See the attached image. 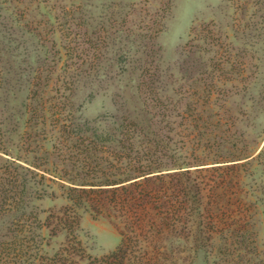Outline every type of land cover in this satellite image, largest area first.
<instances>
[{
	"label": "trees",
	"instance_id": "obj_1",
	"mask_svg": "<svg viewBox=\"0 0 264 264\" xmlns=\"http://www.w3.org/2000/svg\"><path fill=\"white\" fill-rule=\"evenodd\" d=\"M79 1L74 24L72 12L60 18L48 0H0V18L30 15L36 3L47 19L59 20L65 41L56 51L63 64L33 70L22 113L5 115L0 107V264H83L84 214L119 222L120 244L101 264H170L167 241L218 250L227 263L249 256L246 264H264L255 232L257 210L264 211V127L248 138L242 119L226 108L222 84L201 77L205 64L194 55L206 49L192 39L184 69L197 70L201 81L164 80L157 39L165 15L130 18L142 0ZM113 1L119 12L111 11ZM125 3L130 10L122 13ZM0 25V39L13 41V25ZM77 57L79 82L117 90L112 109L95 118L73 103ZM3 83L0 65V92ZM19 152L41 161L31 164ZM52 182L60 195L50 191ZM48 198L62 204L41 206ZM62 236L55 247L52 240Z\"/></svg>",
	"mask_w": 264,
	"mask_h": 264
},
{
	"label": "rangeland",
	"instance_id": "obj_2",
	"mask_svg": "<svg viewBox=\"0 0 264 264\" xmlns=\"http://www.w3.org/2000/svg\"><path fill=\"white\" fill-rule=\"evenodd\" d=\"M142 1L144 2L136 7V11H132L130 18L136 19L140 13L144 17L148 15L153 19L156 13L165 15L163 28L157 39L161 47L160 62L164 80L169 84L173 83L174 86H180L192 80L200 82L201 75L197 70L187 74L184 68L191 61L186 51L190 40H193V44L202 45L201 47L206 49L205 53L200 57L198 54L194 55L200 63L205 64L204 67L199 68L206 71L201 77L209 79L213 76L215 81L222 84V91L229 98L226 108L242 119L240 128L248 138H255L258 129L264 127V0ZM116 2L113 1L111 5L113 12H119ZM48 3L60 18L63 13L70 11L72 14H68V19L70 18L74 24L79 23L81 3L79 0H48ZM126 5L122 13L130 10L128 4ZM31 13L23 17L4 12L2 15L5 18H0V22L6 26L13 25L14 29L13 41L9 38L0 39V65L4 74L0 107L5 115L12 114L18 117V114L22 113V106L30 95L31 74L34 69L51 68L53 72V69L57 68L56 65L64 62L60 52L56 53L58 50L63 51L62 45L65 43L62 39L63 30L61 31L59 27L61 25H58L59 20L47 19V16L40 13L36 3ZM45 22L46 25L43 27ZM2 27L3 25H0V28ZM71 30L74 33L78 32L79 28L72 26ZM203 37L206 42L201 40ZM47 48L52 54L46 57ZM227 57L229 62L223 63ZM72 64L74 66L71 72L75 75L74 86H72L75 109L79 110V105H82L83 114L87 118H95L111 110L117 90H108L105 83L102 87H99L97 82L91 84L89 79H82L79 82L76 70L79 58H75ZM44 74L48 75L47 72ZM191 75L192 80L189 79ZM133 77L131 80L128 79V82L135 83L137 76ZM50 78L55 80L53 73ZM91 92L94 93L92 97ZM121 93L126 96L132 95V92L119 94ZM14 142L15 145L22 144L19 137H15ZM15 149L13 147V153ZM19 153L24 161L31 164H39L41 161H37L34 154ZM38 155L40 158L44 156V153L40 152ZM53 160L56 159L51 157L50 161ZM47 166L51 167V164H46ZM51 185L53 186L50 191H54L57 196L60 195V184L52 182ZM61 204L60 198L55 200L48 198L41 202L43 207ZM80 223L82 231H79V238L87 249V258L83 264H101L103 257L114 251L120 244L118 220L107 214L98 217L84 214ZM255 225L257 245L264 260V211L261 207L257 210ZM65 240L66 238L62 236L52 240V243L58 247ZM166 245L170 264H237L227 263L225 259L229 258L218 250L214 253L195 252L191 249V242L181 241L170 244V241H167ZM218 245L219 242L217 247ZM246 257L249 256L236 258V261H239L238 264H246Z\"/></svg>",
	"mask_w": 264,
	"mask_h": 264
}]
</instances>
